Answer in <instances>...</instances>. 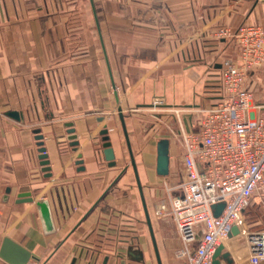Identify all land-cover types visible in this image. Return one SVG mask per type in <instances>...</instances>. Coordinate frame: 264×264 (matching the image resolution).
I'll list each match as a JSON object with an SVG mask.
<instances>
[{
    "label": "crops",
    "instance_id": "1",
    "mask_svg": "<svg viewBox=\"0 0 264 264\" xmlns=\"http://www.w3.org/2000/svg\"><path fill=\"white\" fill-rule=\"evenodd\" d=\"M92 2L95 15L90 0H0V243L7 237L28 251L27 264H102L105 257L107 264H158L130 159L119 164L123 141L127 147L117 109L132 153L146 151L133 157L147 206L152 174L144 164L154 163L156 175L158 140L135 113L155 97L169 107L211 102L222 62L237 54L233 40L214 37L215 28H264V0ZM258 80L256 74L249 84L253 95ZM9 111L22 119L7 117ZM255 115L264 117V108ZM69 122L76 151L67 140ZM104 127L115 167L101 154ZM35 130L51 177L39 165ZM43 199L52 212L51 234L37 212ZM255 200L264 202L253 197L250 207ZM147 211L160 263L180 264L174 224ZM130 246L143 255L140 262L120 256ZM224 246L230 250L231 240Z\"/></svg>",
    "mask_w": 264,
    "mask_h": 264
},
{
    "label": "built area",
    "instance_id": "2",
    "mask_svg": "<svg viewBox=\"0 0 264 264\" xmlns=\"http://www.w3.org/2000/svg\"><path fill=\"white\" fill-rule=\"evenodd\" d=\"M213 34L217 40H233L237 49L235 59L221 64L213 100L196 107H169L155 97L142 109L169 114L178 124L182 179L173 188L170 210L163 203L155 213L174 223L180 264H212L219 246L237 264L240 258L223 245L235 239L244 243V261L261 264L264 230H250L244 214L251 198L264 201V117L252 110L249 89L252 77L264 70V28L218 26ZM219 203L224 208L214 217L212 206ZM233 227L237 234L229 236Z\"/></svg>",
    "mask_w": 264,
    "mask_h": 264
},
{
    "label": "water",
    "instance_id": "3",
    "mask_svg": "<svg viewBox=\"0 0 264 264\" xmlns=\"http://www.w3.org/2000/svg\"><path fill=\"white\" fill-rule=\"evenodd\" d=\"M90 2H91L92 9H93V13L95 15L92 0H90ZM117 112H118V117L120 120L123 136H124L126 147H127L128 154H129L130 165L133 169L136 184H137V187L140 193V198H141V202H142V206H143L145 218H146V224L150 232L154 253H155L158 264H161L159 260V254L157 251L155 239L153 236V231L151 228V222H150L149 214L147 211V206H146V203L143 197L141 184L139 182L135 160H134L133 153H132L131 146H130L129 137H128V133H127L126 126H125L124 116L122 114V110L120 107H118ZM5 115L15 121H20L22 119L21 114L15 111L6 112ZM102 120L103 118L100 119V121ZM65 127L67 129L66 133H67V140L69 141V145L73 147V149L76 151L77 147L79 146V141L77 140V135L75 134L73 124L71 122L66 123ZM34 133L36 134L35 139L38 141L37 143H38V153H39V156H38L39 165L41 166L42 172L45 174V177H51L49 161L47 160V155L45 154V149L42 146V142H41L42 136L39 134V130H35ZM99 135L101 137V142H102L101 154L103 156V160L107 162V165L109 167H115L116 166L115 156H114L113 148L111 146L108 129L104 127L99 132ZM169 145H170V142L166 138H162L158 140V142L156 143L155 172L158 177L164 178L169 175ZM76 164L77 165L82 164L80 155L77 156ZM8 193H9V190H6V195H8ZM20 196H29V193H23V194H20ZM27 201H31V198H28ZM36 207H37V212H38L41 226H42L44 233L45 234L53 233L55 231V227L53 223L52 212L50 209L49 201L47 199H43L40 202L36 203ZM223 208H224L223 203H219V204L212 206L214 217H218ZM236 234H237V228L233 227L231 229L229 236L236 235ZM120 256L121 257L123 256L127 258L128 260H131L134 262H140L143 259V255L141 254V252L135 251L133 247L131 246L127 247L125 251L123 252V254H120ZM30 257L31 256L28 253V251L20 247L18 244L13 242L11 239L4 237L1 240L0 259L3 261L4 264H27ZM107 261H108V257H105L102 264H107ZM222 263L233 264V261L230 258L229 253L224 251L223 246H219L212 256V264H222ZM72 264H74V261ZM120 264H124V262H121Z\"/></svg>",
    "mask_w": 264,
    "mask_h": 264
},
{
    "label": "rangeland",
    "instance_id": "4",
    "mask_svg": "<svg viewBox=\"0 0 264 264\" xmlns=\"http://www.w3.org/2000/svg\"><path fill=\"white\" fill-rule=\"evenodd\" d=\"M89 11V7H86ZM77 15V10L74 11ZM258 81H256V86L254 87V95L251 102L252 110L257 112L259 109L257 106L260 104H264V70L261 73H258ZM135 114H142L144 117L142 120H139V125H143L147 129H150V137L151 139L160 140L162 138H166L170 141V155H171V162L169 166V175L167 177H157L154 173V163L151 161H145V169L149 171L151 175V184L148 188L145 189L149 209L153 212V218H158L161 220L164 219H172L170 217H160L156 215L155 210L156 207L160 206L164 203L166 206V210H170V199L173 195V188H175L182 179V166L180 162V147L176 138V133L178 129V124L175 120L168 114V115H158L156 113L142 110L141 113ZM147 133V132H146ZM146 151L141 150L140 152L136 151L134 153H142L144 154ZM151 154V153H150ZM154 154V151H152ZM155 155V154H154ZM148 158V157H147ZM118 159L119 164L129 163V156L128 152L125 148L124 141L121 144V149L118 151ZM152 160V159H151ZM129 166V170H130ZM135 186V184H134ZM253 206L246 209L244 214L245 220L248 224L250 230H264V205L262 201L255 200ZM173 223V222H172ZM174 224V223H173ZM244 243L240 239H235L232 241L231 250H229L235 257L240 258V262L236 260L237 264H249L248 262L244 261ZM263 263V262H262Z\"/></svg>",
    "mask_w": 264,
    "mask_h": 264
},
{
    "label": "bare ground",
    "instance_id": "5",
    "mask_svg": "<svg viewBox=\"0 0 264 264\" xmlns=\"http://www.w3.org/2000/svg\"><path fill=\"white\" fill-rule=\"evenodd\" d=\"M227 241H228V240H225L224 243H223V245H224Z\"/></svg>",
    "mask_w": 264,
    "mask_h": 264
}]
</instances>
